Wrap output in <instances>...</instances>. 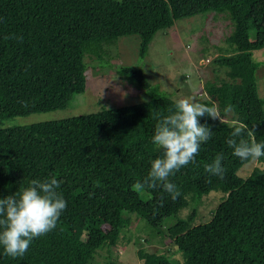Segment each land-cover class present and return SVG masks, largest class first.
<instances>
[{
  "label": "trees",
  "instance_id": "1",
  "mask_svg": "<svg viewBox=\"0 0 264 264\" xmlns=\"http://www.w3.org/2000/svg\"><path fill=\"white\" fill-rule=\"evenodd\" d=\"M206 12L228 13L233 52L213 59L228 79L205 84L207 98L201 101H214L223 120L200 118L212 126V138L201 145L196 164L169 177L180 198L173 201L162 189L132 188L162 155L152 143L155 126L176 105L165 94L94 114L0 128V199L34 179L55 177L68 204L57 229L34 239L23 258L12 259L0 248V264H94L105 240L114 244L132 217L144 223L145 237L135 240L141 264H264V157L242 177L241 170L253 163L235 157L226 143L234 120L255 128V141L264 143L259 65L252 59L264 48V0H0V123L67 108L85 91L86 57L100 58L119 38L136 35L144 58L157 32ZM12 34L22 42L5 39ZM117 74L150 88L140 69L121 67ZM229 104L234 111L225 114ZM221 153L224 179L209 177L205 165ZM211 192L224 198L207 222L194 224L202 197ZM170 218L175 221L168 224ZM160 236L171 240L181 260L146 251L150 238Z\"/></svg>",
  "mask_w": 264,
  "mask_h": 264
},
{
  "label": "rangeland",
  "instance_id": "2",
  "mask_svg": "<svg viewBox=\"0 0 264 264\" xmlns=\"http://www.w3.org/2000/svg\"><path fill=\"white\" fill-rule=\"evenodd\" d=\"M233 30L234 25L227 12H206L179 19L170 29L156 33L144 58L138 55L139 38L136 35L119 38L100 58L86 57L85 91L75 96L67 108L4 119L0 128L94 114L104 109L146 102L157 94H165L174 102L192 97L201 102L206 98L205 84H218L220 80L228 79L223 70L216 71L212 61L216 56L233 52L227 43ZM253 38L254 33L251 32L250 39ZM252 59L259 65L255 74L256 86L259 97L264 101V48L254 51ZM121 67L142 70L150 88L140 89L135 83L121 79L117 74ZM253 165L245 166L240 175L246 177ZM223 198L221 192L203 196L194 224L207 222L211 211ZM189 212L190 207L183 208L178 217H186ZM174 221L175 218L166 220L168 224ZM143 224L132 217L129 227L114 244L109 239L105 240V244L98 249L94 264H108V261L113 264H141L137 258L140 246L135 240L141 238L142 242L145 237L141 232ZM143 247L149 253L165 254L174 260H181V254L176 252L175 246L166 237L150 238Z\"/></svg>",
  "mask_w": 264,
  "mask_h": 264
},
{
  "label": "clouds",
  "instance_id": "3",
  "mask_svg": "<svg viewBox=\"0 0 264 264\" xmlns=\"http://www.w3.org/2000/svg\"><path fill=\"white\" fill-rule=\"evenodd\" d=\"M5 39L22 42V37L15 34L6 36ZM21 103L27 107L26 102ZM233 111L234 106L230 104L224 108L225 114ZM203 117L219 122L223 120L214 101L209 99L207 103H202L192 97L178 100L175 111L170 110L169 115L158 119L152 143L162 155L151 162L147 176L132 186L134 191L139 193L146 189H162V194H168L173 201L180 198L181 192L169 181V177L190 164H196L201 145L212 138V126L202 124L200 118ZM232 126L233 131L226 143L235 157L242 162L252 163L264 157V143L255 141V128L249 129L238 120H234ZM245 135L249 139H245ZM224 158L221 153L205 165L204 170L209 177L224 179ZM60 187L61 182L55 177L34 179L29 187L19 193L0 199V248L4 255L12 259L23 258L34 239L57 229L60 218L68 207L67 201L58 192Z\"/></svg>",
  "mask_w": 264,
  "mask_h": 264
}]
</instances>
